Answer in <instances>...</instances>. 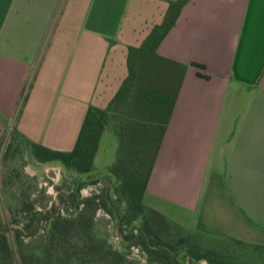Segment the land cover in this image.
I'll return each mask as SVG.
<instances>
[{
  "label": "crops",
  "instance_id": "1",
  "mask_svg": "<svg viewBox=\"0 0 264 264\" xmlns=\"http://www.w3.org/2000/svg\"><path fill=\"white\" fill-rule=\"evenodd\" d=\"M175 1L1 0L0 135L72 150ZM159 53L186 73L144 202L191 232L264 245V0H190Z\"/></svg>",
  "mask_w": 264,
  "mask_h": 264
},
{
  "label": "trees",
  "instance_id": "2",
  "mask_svg": "<svg viewBox=\"0 0 264 264\" xmlns=\"http://www.w3.org/2000/svg\"><path fill=\"white\" fill-rule=\"evenodd\" d=\"M189 1L171 2L162 24L129 49L127 78L108 107L88 108L72 150L46 147L16 128L5 149L0 135L5 159L24 149L40 164L58 163L78 176L88 175L51 208H39L32 194L23 191L14 213L24 222L16 219L12 227L0 221V264H264V245L191 232L144 202L186 73L184 65L162 56L159 47ZM108 130L118 142L116 161L109 168L116 185L83 197L86 187L100 183L95 160ZM99 211L117 221L121 249L98 236ZM133 249L142 260L132 256Z\"/></svg>",
  "mask_w": 264,
  "mask_h": 264
},
{
  "label": "rangeland",
  "instance_id": "3",
  "mask_svg": "<svg viewBox=\"0 0 264 264\" xmlns=\"http://www.w3.org/2000/svg\"><path fill=\"white\" fill-rule=\"evenodd\" d=\"M33 79L34 75L27 84L25 93L31 91ZM23 93L19 102V114L23 109ZM68 113H70V110ZM65 115L67 116L64 119V122L66 121L64 127L70 129V124L68 123H71L74 117L68 114ZM62 126L60 124V127ZM3 135L5 137L4 148L6 149L10 141L11 131H7ZM71 143L68 140L57 141L55 139L41 142L46 147L62 151L70 150ZM117 148L118 142L114 133L111 130L106 131L102 137L95 163V174H97L95 178H98L100 183L97 186L86 187L81 193L83 197H88L104 189H113L116 185L115 179L109 173V168L116 161ZM5 149L0 154V221L3 224H10L15 227L12 224L16 219H21L24 222L22 218L16 217L14 213V209L18 205V200L24 190L32 194V198L36 201L39 208H51L55 203L57 205L61 204L60 195L68 194L69 190L74 188L76 180H84L88 177V175L78 176L71 173L58 163L54 164L59 165V168H48L44 164L34 161V157L33 160L29 152L24 149L20 153L12 151L10 157L5 159L3 156ZM17 172H20V177L17 176ZM148 203V201L145 202L146 205H149ZM97 234L100 237L108 238L116 248L121 249L123 236L119 231L118 223L104 211H99L97 215ZM9 236L14 244L12 231L9 232ZM132 252L134 258L143 259L137 249H133ZM201 264L207 263L202 262Z\"/></svg>",
  "mask_w": 264,
  "mask_h": 264
}]
</instances>
